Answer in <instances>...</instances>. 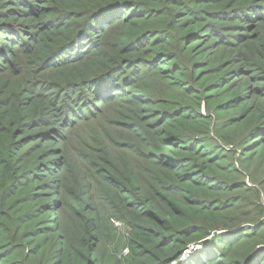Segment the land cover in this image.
<instances>
[{"label":"rangeland","instance_id":"374dc122","mask_svg":"<svg viewBox=\"0 0 264 264\" xmlns=\"http://www.w3.org/2000/svg\"><path fill=\"white\" fill-rule=\"evenodd\" d=\"M0 264H264V0H0Z\"/></svg>","mask_w":264,"mask_h":264}]
</instances>
